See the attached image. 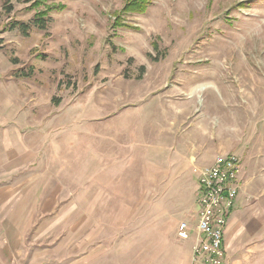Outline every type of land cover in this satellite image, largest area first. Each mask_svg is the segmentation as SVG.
<instances>
[{
    "label": "rangeland",
    "instance_id": "1",
    "mask_svg": "<svg viewBox=\"0 0 264 264\" xmlns=\"http://www.w3.org/2000/svg\"><path fill=\"white\" fill-rule=\"evenodd\" d=\"M128 1H50L66 8L28 35L9 28L33 19L29 6L0 18V169L11 189L36 175L25 189L38 192V220L17 214L16 240L38 241L40 263L162 264L179 225L195 227L194 169L237 154L227 264H264V0L122 14ZM120 13L130 28H112Z\"/></svg>",
    "mask_w": 264,
    "mask_h": 264
},
{
    "label": "built area",
    "instance_id": "2",
    "mask_svg": "<svg viewBox=\"0 0 264 264\" xmlns=\"http://www.w3.org/2000/svg\"><path fill=\"white\" fill-rule=\"evenodd\" d=\"M241 159L220 155L211 165L194 169L199 181L195 227L182 222L178 237L188 241L196 232L191 264H227L225 235L241 192Z\"/></svg>",
    "mask_w": 264,
    "mask_h": 264
},
{
    "label": "crops",
    "instance_id": "3",
    "mask_svg": "<svg viewBox=\"0 0 264 264\" xmlns=\"http://www.w3.org/2000/svg\"><path fill=\"white\" fill-rule=\"evenodd\" d=\"M25 149V147H24ZM27 150V149H25ZM4 156V155H3ZM37 170V169H36ZM36 175L31 176L29 179H27L26 182H23L22 184V190L17 189H11V185L7 182V172L6 170L4 171L3 169H0V264H62V262H66V260H61V259H54V258H48L44 259L43 263H40V258L37 255H33V247L39 245L38 241H17L15 237L16 233V222L20 221V219L17 217V214H30L35 215V218H31L32 220L37 221L38 220V200H37V191H33L31 188L30 191L28 189L26 190L25 188L28 186L27 182H32L35 179ZM27 184V186H26ZM26 186V187H25ZM28 192L29 195H28ZM33 193L35 194L33 196ZM30 205L24 206V205H18L19 201L14 202L13 204L9 205L8 203L10 202V199L15 197V198H20L21 200L23 198H28L30 196ZM34 198V201H33ZM197 206V203L195 204ZM236 208V206H235ZM235 212V211H234ZM15 215V216H14ZM234 215V213H233ZM232 215V217H233ZM231 217V219H232ZM28 220V217H27ZM231 222V220H230ZM230 222L229 226L225 235V246L227 249V234L229 231L230 227ZM196 225V224H195ZM9 231V232H8ZM177 233V232H176ZM8 235L10 238H8ZM195 237H196V232H193L192 237L188 241H182L180 243H175L174 246V253L171 254V257H168L167 261L166 259H160V262L162 264H191L192 261V248L195 243ZM176 241V239H174ZM86 242V241H85ZM30 245L32 247L31 255L28 253H22V247H26ZM19 252V253H18ZM91 255H83L79 257L76 261L77 264H102L103 260L97 256L92 258ZM132 256L129 255H119V254H113V258L111 260L112 264L117 262L116 264H122V262H127L129 261V258ZM89 258V260H88ZM153 258H156L155 256L153 257H143L142 261L143 262H148L150 264L153 262ZM100 259L102 260V263H100ZM228 260V256H227ZM165 261V262H164ZM74 262V261H73Z\"/></svg>",
    "mask_w": 264,
    "mask_h": 264
},
{
    "label": "trees",
    "instance_id": "4",
    "mask_svg": "<svg viewBox=\"0 0 264 264\" xmlns=\"http://www.w3.org/2000/svg\"><path fill=\"white\" fill-rule=\"evenodd\" d=\"M50 1L52 2L54 0H9L4 4L2 9H0V18L2 16L11 15L15 10V4L26 5L29 6L30 10L35 11L33 19L28 24L20 22L11 23L9 30H19L24 35H28L33 28L39 31H47L52 22L51 14L54 11H60L66 8L63 4L56 5L54 2L50 4ZM155 1L156 0H129L123 8L122 14H145ZM120 15L121 13L116 16L115 23L112 28L114 30L120 28H130L122 21V17ZM2 48L3 40L0 39V50ZM15 62L17 61L14 60V63ZM32 70L33 69H31V71ZM30 74H20L17 77L26 78L31 76Z\"/></svg>",
    "mask_w": 264,
    "mask_h": 264
}]
</instances>
